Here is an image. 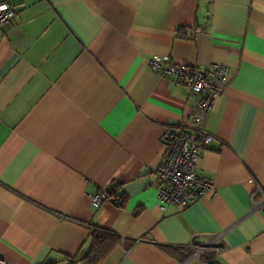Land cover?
I'll list each match as a JSON object with an SVG mask.
<instances>
[{
    "label": "crops",
    "instance_id": "1",
    "mask_svg": "<svg viewBox=\"0 0 264 264\" xmlns=\"http://www.w3.org/2000/svg\"><path fill=\"white\" fill-rule=\"evenodd\" d=\"M0 3V259L85 264L98 231V264H264V0ZM153 57L227 67L197 170L214 190L184 210L160 209L155 171L195 111Z\"/></svg>",
    "mask_w": 264,
    "mask_h": 264
},
{
    "label": "built area",
    "instance_id": "2",
    "mask_svg": "<svg viewBox=\"0 0 264 264\" xmlns=\"http://www.w3.org/2000/svg\"><path fill=\"white\" fill-rule=\"evenodd\" d=\"M14 17L13 8L7 3H0V28L10 25ZM147 64L161 77H171L187 87L190 92V104L195 111L189 133L176 134L173 130L165 133V156L155 171L160 209L165 210L171 205L184 210L214 190L210 181L198 176L197 170L202 152L213 141V137L204 128V121L210 115L215 100L224 94L227 67L213 65L210 69L201 70L176 64L169 57H153ZM112 189H115V186ZM89 197L94 207H98L104 201H110L115 205L123 203L122 197H111L109 191H98ZM261 205L264 206V203ZM209 247H197L195 256ZM214 250L219 251L216 247ZM0 264L7 263L0 259Z\"/></svg>",
    "mask_w": 264,
    "mask_h": 264
},
{
    "label": "trees",
    "instance_id": "3",
    "mask_svg": "<svg viewBox=\"0 0 264 264\" xmlns=\"http://www.w3.org/2000/svg\"><path fill=\"white\" fill-rule=\"evenodd\" d=\"M116 242L112 236L93 231L91 234V248L88 254L79 261H83L85 264H98L103 258L106 256L110 248ZM192 247L196 249L197 247H203L202 245L192 244ZM192 249V248H191ZM191 250V253L195 252V250ZM75 263V262H74ZM73 264V263H70ZM208 264H216L215 261H212Z\"/></svg>",
    "mask_w": 264,
    "mask_h": 264
},
{
    "label": "water",
    "instance_id": "4",
    "mask_svg": "<svg viewBox=\"0 0 264 264\" xmlns=\"http://www.w3.org/2000/svg\"><path fill=\"white\" fill-rule=\"evenodd\" d=\"M205 247H209V246H205Z\"/></svg>",
    "mask_w": 264,
    "mask_h": 264
}]
</instances>
